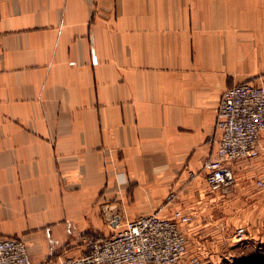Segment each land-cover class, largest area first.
<instances>
[{"label":"crops","instance_id":"0c3cea01","mask_svg":"<svg viewBox=\"0 0 264 264\" xmlns=\"http://www.w3.org/2000/svg\"><path fill=\"white\" fill-rule=\"evenodd\" d=\"M242 82H264V0H0V237L46 264L180 210L187 256L238 260L228 210L262 189L264 132L227 192L203 162Z\"/></svg>","mask_w":264,"mask_h":264},{"label":"built area","instance_id":"2783aa9c","mask_svg":"<svg viewBox=\"0 0 264 264\" xmlns=\"http://www.w3.org/2000/svg\"><path fill=\"white\" fill-rule=\"evenodd\" d=\"M215 154L203 162L212 190L227 192L234 183L231 162L259 154V138L264 132V82H242L226 88L217 107ZM256 185L264 188V179ZM172 195L167 200L172 199ZM173 219L160 210L127 220L108 235L89 238L88 251L77 258L46 264H175L186 253V238L180 224L189 214L175 210ZM243 229L238 230V234ZM0 264H33L26 243L19 237H0Z\"/></svg>","mask_w":264,"mask_h":264},{"label":"rangeland","instance_id":"374dc122","mask_svg":"<svg viewBox=\"0 0 264 264\" xmlns=\"http://www.w3.org/2000/svg\"><path fill=\"white\" fill-rule=\"evenodd\" d=\"M228 192V194H232ZM227 194V193H226ZM224 194V195H226ZM255 203L236 205V199L232 198V209L228 210L229 218L236 228L232 231L233 239L243 244V250L238 254V260H226L224 264H264V188L257 189L253 194ZM231 205V204H230ZM184 213V212H183ZM189 214V213H187ZM191 219L182 224H190L195 216L189 214ZM231 215L233 216L231 218ZM243 232L238 234V230ZM187 245V242H186ZM175 264H205L198 257L187 256V248L185 256Z\"/></svg>","mask_w":264,"mask_h":264}]
</instances>
